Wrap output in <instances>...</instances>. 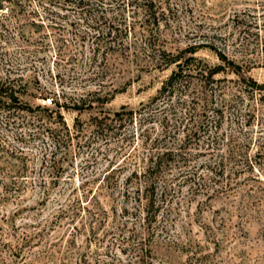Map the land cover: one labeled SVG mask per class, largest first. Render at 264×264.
Instances as JSON below:
<instances>
[{"label":"rangeland","instance_id":"rangeland-1","mask_svg":"<svg viewBox=\"0 0 264 264\" xmlns=\"http://www.w3.org/2000/svg\"><path fill=\"white\" fill-rule=\"evenodd\" d=\"M55 1L16 0L11 7L17 14L10 10L0 16L1 72L18 69L28 83L22 100L33 107L54 108L42 99L46 95H65L66 100L96 90L102 95H90L88 104L98 100L92 111L63 110L72 132H77V119L83 131L59 151V180L47 199L38 187L40 178H48L41 161L44 144L29 136V120L0 114V186L5 185L0 187V264H264V175L251 176L246 187L234 192L209 197L206 189L213 183L197 145L186 152V168L166 180L173 191L158 219L151 225L143 221L133 191H124L126 176L143 167L137 163L138 127H128L113 135L115 139L97 138L88 126L89 112L139 109L158 95L176 67L151 62L143 57L144 47L130 58L115 54L106 49L108 26L101 22V12L88 21L76 8L61 9ZM118 2L107 0L106 7H112L105 15L110 21L115 17V28L123 29L131 12ZM156 4L161 15L154 28L155 44L174 54L191 44H215L243 65L240 74L264 83V0ZM2 22L8 25L6 31ZM99 32L104 37L98 38ZM136 33L129 40L136 38L140 44L145 36L142 30ZM209 46L196 56L218 64ZM224 77L213 93L217 102L232 100L238 89L237 74L230 71L216 78ZM133 130L136 149L122 141L126 135L131 139ZM21 162L28 163L22 175L15 172ZM15 178L26 187L15 186Z\"/></svg>","mask_w":264,"mask_h":264},{"label":"trees","instance_id":"trees-1","mask_svg":"<svg viewBox=\"0 0 264 264\" xmlns=\"http://www.w3.org/2000/svg\"><path fill=\"white\" fill-rule=\"evenodd\" d=\"M106 1L59 0L53 3L60 5L61 9H64L65 5L76 8L88 21L92 14L101 12V22L108 26L105 35L109 42L104 43L106 49L115 54L130 58L138 56L141 51L138 49L144 47L147 52L143 53V57L166 68L176 67L164 81L158 95L148 104H142L139 109H128L123 106L118 111L89 112L88 126L97 138L104 135L115 139L113 135H118L128 127H138V140L141 142L137 145L140 146L141 153L137 155V163L143 167L141 170H133L126 176L124 191L125 194L133 191L143 221L151 225L158 219L164 205L169 202L173 188L166 180L171 173H177V177L180 171L186 168V152H190L191 149L188 148H192L190 147L192 144L197 145L199 149L197 155L206 159L203 163L204 169L209 173V181L213 183L206 189L209 197L220 193L228 194L246 187L251 176L261 179L264 175V83L240 74L243 65L231 60L226 52L217 48L215 44H191L177 54L155 44L154 28L159 27L161 15L156 0H117L119 6L131 12L129 15L131 20L126 19L123 29L118 25L115 28V17L111 21L107 19L105 11L111 10L112 6L106 7ZM12 2L16 0H0V16H6L10 10L11 13L17 14V10L11 7ZM32 14L38 16L36 11ZM140 14L142 17L139 18ZM1 27L4 31L8 29L6 22H2ZM137 30H142L145 36L140 44L136 38L133 42L129 40L131 35L137 36ZM149 32L150 35L146 36L145 34ZM99 37L104 36L99 32ZM206 45H210L209 47L216 51L220 60L218 64L210 65L196 56ZM106 57L108 58L105 63L109 55ZM95 60L96 56L91 60L90 66ZM17 71L18 69L13 66L5 73L0 70V114L6 115L8 119L17 117L19 121L29 120L33 126L29 136L44 144L41 161L45 165L43 174L48 178L45 176L40 178L38 187L43 189V197L47 199L50 198V188L52 185L56 186L59 180L57 176L61 168L59 151L67 143L79 139L83 131L80 126L82 123L77 119L74 125L77 132L76 134L72 132L65 121L63 110L69 111L73 107L92 111L98 100L92 99L88 104L90 95L99 97L102 92L89 91L79 99L70 100H66L65 95L55 96L56 98H49L46 95L42 99L49 101L54 108L45 105L33 107L22 100L23 95L27 93L28 83ZM230 71L239 77L237 92L232 100L217 102L213 93L226 77L220 79L216 77ZM136 135L137 131L133 130L131 139L126 135L122 141H126L128 146L135 147ZM134 150H131L130 156ZM27 167V162H21L15 172L22 175ZM16 178L14 181H17L13 183L15 186L19 189L26 187V184L23 185L24 182L20 183ZM105 178L110 180L111 177ZM1 181L2 177L0 183ZM244 209L249 208L245 206Z\"/></svg>","mask_w":264,"mask_h":264}]
</instances>
